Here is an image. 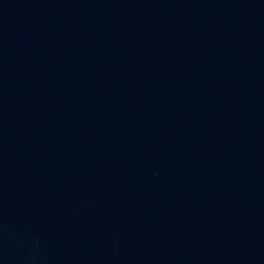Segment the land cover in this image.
Instances as JSON below:
<instances>
[{
	"label": "water",
	"instance_id": "water-1",
	"mask_svg": "<svg viewBox=\"0 0 264 264\" xmlns=\"http://www.w3.org/2000/svg\"><path fill=\"white\" fill-rule=\"evenodd\" d=\"M0 264H264V0H0Z\"/></svg>",
	"mask_w": 264,
	"mask_h": 264
}]
</instances>
